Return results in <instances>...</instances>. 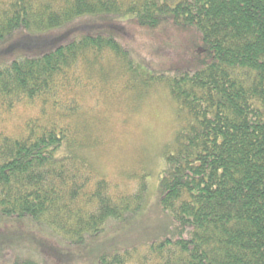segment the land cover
I'll return each instance as SVG.
<instances>
[{
  "label": "trees",
  "instance_id": "1",
  "mask_svg": "<svg viewBox=\"0 0 264 264\" xmlns=\"http://www.w3.org/2000/svg\"><path fill=\"white\" fill-rule=\"evenodd\" d=\"M132 25L191 41L155 71L118 37ZM55 30L57 43L0 63V116L23 102L40 111L17 134L0 127V218L34 224L60 258L135 216L145 176L128 190L81 153L102 141L83 96L95 88L128 101L157 81L184 121L158 180L168 221L136 263L264 264V0H0V42ZM132 254L101 247L96 262L129 264Z\"/></svg>",
  "mask_w": 264,
  "mask_h": 264
},
{
  "label": "rangeland",
  "instance_id": "2",
  "mask_svg": "<svg viewBox=\"0 0 264 264\" xmlns=\"http://www.w3.org/2000/svg\"><path fill=\"white\" fill-rule=\"evenodd\" d=\"M37 1L54 3L57 0ZM130 27V34L123 30L118 37L139 63L148 64L155 71L165 70L162 67L169 60L166 56L171 55L170 50L174 52L178 44L187 48L186 43L191 41L190 33L178 32L173 27L169 32L163 28ZM57 31L31 34L18 31L4 38L0 42V63L17 57L21 51L57 43ZM150 84L142 97L134 98L132 94L128 101L119 95L109 98H114L111 102L93 88L83 96L82 106L89 110L90 119H98L89 127L101 130L102 141L81 153L89 157L101 176L128 190L135 187L132 176H145L147 189L141 210L127 221L109 224L104 236L98 240L88 241L85 246L71 249L69 253L60 250V258H54L51 252L58 245L34 224L23 219L0 218V264H14L18 258L37 261L36 264H97L99 248L108 250L111 246L119 250L130 249L133 254L129 264H137V259L146 255V245L162 235L168 221V216L157 205L158 180L165 154L184 121L177 102L164 84L157 81ZM121 86V83L116 84V93ZM46 112L50 115V110ZM39 115L38 104L19 103L0 116V127L7 133L17 134L25 121Z\"/></svg>",
  "mask_w": 264,
  "mask_h": 264
}]
</instances>
